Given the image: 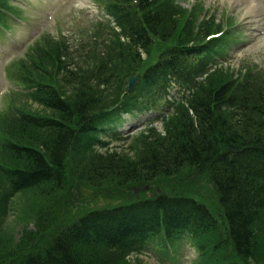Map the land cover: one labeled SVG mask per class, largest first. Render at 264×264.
<instances>
[{"label": "trees", "instance_id": "16d2710c", "mask_svg": "<svg viewBox=\"0 0 264 264\" xmlns=\"http://www.w3.org/2000/svg\"><path fill=\"white\" fill-rule=\"evenodd\" d=\"M168 13L169 10L159 8L143 19L132 15L131 20L125 14L124 27L128 30L135 26L133 37L139 41L147 35L146 27L154 29L168 18ZM135 41L126 55L121 51L124 56L115 68L105 66L94 72L67 70L65 77H69L72 94L61 88L57 77L41 75L42 80L34 81L32 95L44 113L21 117L16 130L18 144L9 145L14 158L21 159L20 165L9 175L6 173V180L9 186L16 182L31 190H45V195L53 196L55 201L63 199L59 193L66 190L67 181L71 180L67 160L74 161L77 152L83 165L74 164V174L96 186L102 182H153L158 177L176 176L189 167L207 175L221 205L219 217L190 197L165 194L145 206L94 210L71 220L67 219L69 212L40 211L37 230L25 231L17 247L9 252L13 255L0 258V264H128L117 258L111 260L107 254L119 255L125 243L134 249L142 242L138 240L141 234L131 232L132 226L142 230L148 224L150 229L163 222L176 223L177 229H187L182 224H191L200 225L205 233L221 231L222 243L231 249L230 257L248 261L257 259L264 250V121L250 113H242L231 122L221 116L219 108L228 95L221 93L224 90L220 91L219 85L197 93L190 102L193 113L186 107L179 109L167 121L164 135L145 137L134 156L117 151L106 155L85 151L86 137L90 141L95 134L91 130L93 120L104 119L103 113L113 104L114 98L99 84L105 85L107 77H128L138 70L140 59H136L137 65L129 63V52L134 58L140 56ZM52 61L58 65L57 57ZM174 200L181 203L171 202ZM167 204L177 211L179 206L188 209H180L179 217L169 221L159 215L157 224L143 221ZM125 220L130 224L122 225ZM225 260V264H238L229 257Z\"/></svg>", "mask_w": 264, "mask_h": 264}, {"label": "rangeland", "instance_id": "374dc122", "mask_svg": "<svg viewBox=\"0 0 264 264\" xmlns=\"http://www.w3.org/2000/svg\"><path fill=\"white\" fill-rule=\"evenodd\" d=\"M77 1L75 0H63L52 5H47L46 7H39L38 10H20L23 17L26 18L29 26L32 27L33 23H38L39 30L32 31V35L28 36L27 31L24 29H17L15 37L18 41V48L8 44L9 50L13 53L19 52L20 47L28 44L34 38L37 37L39 33H48L51 32L55 34V31L58 29L63 30L65 33H70L76 29L86 27L90 20L88 17L83 16L82 21L81 17L76 10ZM17 6V5H16ZM53 7L54 17L47 18L45 15V10ZM38 17H37V16ZM81 24V25H78ZM15 48V50H13ZM4 61L9 60L10 57L6 52L2 53L0 56ZM2 67H0V78H3ZM8 85L10 83L8 82ZM10 89V86L7 87ZM0 104L4 105L3 96L0 94ZM34 104L29 103V106L32 108ZM1 107V106H0ZM157 128L160 131H163L162 125L157 124ZM131 139L120 140V148L128 149ZM119 152L128 154L132 156L134 153L131 151H126L120 149ZM78 163V166L83 165L80 160V156L71 160L69 163L67 175L71 180L78 185L77 188L71 187L67 184L66 190L60 192L62 194L58 198H53L54 204L52 203V197L45 195V190H25L20 193L14 191L10 192L13 194L4 195L5 185L2 177L0 175V214H5L0 216V258L3 256L8 258V254L13 248L17 247L19 239L23 236L25 231L32 230L37 225V220L39 219L40 211L44 213H54L60 214L65 211L70 212L75 209H79L81 212L86 211L89 207H97L100 204H110L113 201H116V197H122V192H126L119 186H112L110 182H102L96 188H101L100 191H97L94 188H86L84 184L79 182L80 177L74 174V167L72 165ZM173 178L160 179L158 185L159 189L164 192H169L171 194L184 193L187 195H192L198 200L205 202L210 206L213 211L219 209L218 205L215 203V196L212 191L210 183H208L207 176L202 173L192 172V169L183 170L181 174L177 176H172ZM84 181V180H83ZM110 183V184H109ZM8 194V193H7ZM49 206V207H48ZM12 256L13 254H9ZM129 259L130 264H157L151 256H145L141 254L132 255ZM219 258V257H217ZM261 262H264V250L260 253ZM260 259L256 261L255 264H259ZM214 264L213 261H211Z\"/></svg>", "mask_w": 264, "mask_h": 264}, {"label": "bare ground", "instance_id": "6f19581e", "mask_svg": "<svg viewBox=\"0 0 264 264\" xmlns=\"http://www.w3.org/2000/svg\"><path fill=\"white\" fill-rule=\"evenodd\" d=\"M96 122H97V120H96ZM93 123H95V119L93 120ZM180 174H181V172H180ZM67 184L69 185V186H71V187H75V188H77V184L76 183H74L72 180H70V179H68V181H67ZM94 187H95V189L97 190V191H100V189L101 188H96L97 186L96 185H94ZM193 200L195 199V197H191ZM171 202H176V203H178L179 202V200L177 201V200H174V201H171ZM53 204H54V201L52 202ZM179 203H181V202H179ZM185 204V203H184ZM180 209H188V207H186V206H179V208H178V211L177 210H175V208L174 207H172L170 204H167V206L165 207V209H161V207H159V208H157L156 209V211H157V213L155 214V215H149V216H145V219L143 220L144 222H146V221H155V224H157V223H159V221H160V219L161 218H166L167 219V221H169V220H172V219H175V218H178L179 217V214H180ZM185 213H187L186 211H185ZM48 214H50L49 212H48ZM158 215H159V218H158ZM126 222H123L122 223V225L123 224H126V225H128V224H130V221L129 222H127V220H125ZM147 223V222H146ZM145 223V224H146ZM136 227H134V226H132V229H131V232L134 234V235H142V234H144L145 233V231H143V230H138V229H135ZM37 230V229H36ZM133 230H135V231H133ZM130 234V233H129ZM126 236V235H125ZM127 237V236H126ZM125 237V238H126ZM130 250H134V249H132L131 248V246H130V244L129 243H125L124 244V246H122V248H121V250L119 251V255L118 254H108V256H109V259H111V260H114V259H118V260H121V262H123V261H126L128 264H130L129 263V259H131L130 257H131V253H130Z\"/></svg>", "mask_w": 264, "mask_h": 264}]
</instances>
